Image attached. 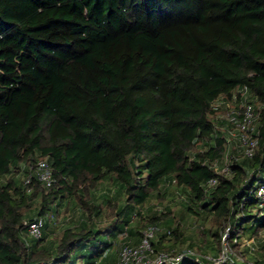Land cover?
I'll list each match as a JSON object with an SVG mask.
<instances>
[{"label": "trees", "instance_id": "trees-1", "mask_svg": "<svg viewBox=\"0 0 264 264\" xmlns=\"http://www.w3.org/2000/svg\"><path fill=\"white\" fill-rule=\"evenodd\" d=\"M242 85L259 145L224 173L212 165L227 150L213 103ZM43 157L56 183L26 184ZM263 179L264 0H0V264H116L118 236L141 239L136 216L144 228L171 213L143 210L170 184L187 213L230 225L236 246L264 230ZM105 182L115 195L100 198ZM39 216L34 238L26 221ZM166 236L155 251L171 249ZM224 264H264V244Z\"/></svg>", "mask_w": 264, "mask_h": 264}, {"label": "built area", "instance_id": "built-area-1", "mask_svg": "<svg viewBox=\"0 0 264 264\" xmlns=\"http://www.w3.org/2000/svg\"><path fill=\"white\" fill-rule=\"evenodd\" d=\"M222 105L227 109L226 124L221 128L225 133L227 150L222 163L220 164V161L217 160L212 165L217 171L229 173L234 161L241 157L251 158L256 152L259 145L257 128L259 111L247 85L236 88L231 97L221 96L213 103L214 108L217 109ZM31 168L32 173L25 178L26 184L32 182L33 176L46 187H52L56 183L52 166L47 157L38 159ZM208 184L215 186L217 179H211ZM255 193L259 199L260 207L264 208V179L256 184ZM45 222V216L36 217L30 222L26 221L29 234L34 238H40L43 235ZM172 230L171 227H163L160 223H149L142 230V236L137 245H131L129 242L121 244L116 264H178L187 256L200 259L198 252L193 248L155 251L152 239L161 232L171 236ZM230 233L231 227L227 224L221 231V253L218 257L206 256V259L214 264H224L231 258H235L239 262L244 261L242 255L234 253L229 239ZM251 249H255V246H251Z\"/></svg>", "mask_w": 264, "mask_h": 264}, {"label": "rangeland", "instance_id": "rangeland-1", "mask_svg": "<svg viewBox=\"0 0 264 264\" xmlns=\"http://www.w3.org/2000/svg\"><path fill=\"white\" fill-rule=\"evenodd\" d=\"M227 109L225 106H221L217 110L216 120L217 125L221 129L226 124ZM235 151V150H234ZM257 184V182H256ZM173 184L163 186L161 190L164 192L162 197L153 196L151 201L143 208L145 212H149L150 207L158 210L159 212H167L168 216L161 220L163 227L176 228L180 226L181 235L178 240H175L173 236H166L163 242L169 245L174 250H184L186 248H193L198 252L200 257L213 256L218 257L221 253L222 243L217 240L214 232H221L222 227L219 223H215L213 219L203 220L193 214L187 213L185 210L186 199L184 193L174 188ZM115 188L110 183H102L97 188L98 197L114 196ZM81 218V212L79 209L73 213L66 212L59 216H55L56 224L61 226L62 224L71 223V221H77ZM139 218L136 216L135 220L131 223L136 229L143 230L139 226ZM227 226V225H226ZM121 233L118 236L120 243L127 240L131 245H137L136 235H128ZM230 239V238H229ZM231 243V242H230ZM264 244V230H261L259 234L240 237L239 244L233 246L234 253L237 255H243L246 258H255L262 255V246ZM255 246V249H251V246ZM116 248L118 245L115 246ZM235 254H233L235 256Z\"/></svg>", "mask_w": 264, "mask_h": 264}]
</instances>
